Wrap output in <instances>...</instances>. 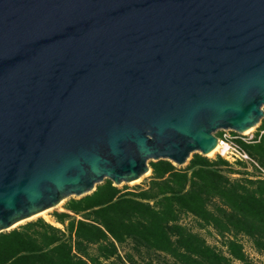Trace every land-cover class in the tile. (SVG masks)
<instances>
[{"label":"water","instance_id":"obj_1","mask_svg":"<svg viewBox=\"0 0 264 264\" xmlns=\"http://www.w3.org/2000/svg\"><path fill=\"white\" fill-rule=\"evenodd\" d=\"M264 120V0H0V235Z\"/></svg>","mask_w":264,"mask_h":264},{"label":"trees","instance_id":"obj_2","mask_svg":"<svg viewBox=\"0 0 264 264\" xmlns=\"http://www.w3.org/2000/svg\"><path fill=\"white\" fill-rule=\"evenodd\" d=\"M241 145L264 166V133ZM150 169L137 191L106 181L66 202L64 212L52 215L62 228L40 218L1 234L0 264H257L242 239L264 258V181L199 154L185 168L159 161Z\"/></svg>","mask_w":264,"mask_h":264},{"label":"built area","instance_id":"obj_3","mask_svg":"<svg viewBox=\"0 0 264 264\" xmlns=\"http://www.w3.org/2000/svg\"><path fill=\"white\" fill-rule=\"evenodd\" d=\"M258 133L259 131L253 130L248 134H234L229 131L218 134V147L214 158L225 160L231 168L244 172L251 180L264 181V166L251 157L241 145L255 143L264 132L259 136ZM254 255L258 257L255 252Z\"/></svg>","mask_w":264,"mask_h":264},{"label":"rangeland","instance_id":"obj_4","mask_svg":"<svg viewBox=\"0 0 264 264\" xmlns=\"http://www.w3.org/2000/svg\"><path fill=\"white\" fill-rule=\"evenodd\" d=\"M255 130L259 131V128L255 129ZM234 134H236V133H234ZM208 158L209 159H215L214 156H209ZM150 176L151 175L141 179L140 182H138L136 184L135 183H133V184H123V185L120 186V188L121 189H127L129 191H137L138 189L143 188V187L146 186V184L148 182L147 180H148V178ZM65 203L60 205L58 208H56V209H54V210H52L50 212H47L46 215L36 218L35 220L42 218V219L46 220L47 222H50L53 225L57 226L58 228H62V226H58V224H56V222L54 221L52 215H53L54 212H64V204ZM184 223L194 227L195 230L198 231V228L195 226V224H194L192 219H190V218L184 219ZM200 232L207 239L209 244H211L212 246L221 247L220 240L217 239V237H215L211 232H209V231H200ZM241 241H242V244L244 245V249H245V252L247 253V255L251 259H253L257 264H264V258L263 257H261V256L257 257V256L254 255V249L252 247V244L247 239H242ZM236 264H238V263H236Z\"/></svg>","mask_w":264,"mask_h":264},{"label":"bare ground","instance_id":"obj_5","mask_svg":"<svg viewBox=\"0 0 264 264\" xmlns=\"http://www.w3.org/2000/svg\"><path fill=\"white\" fill-rule=\"evenodd\" d=\"M254 129H252V130H250V131H248V132H246V134H248V133H250V132H252ZM217 149V148H216ZM215 152H217L216 150L213 152V153H211L209 156H213L214 154H215ZM138 182H140V180L139 181H137V182H134L135 184L136 183H138ZM133 184V183H132ZM47 214V212H45V213H43V214H41V215H39V217L40 216H44V215H46Z\"/></svg>","mask_w":264,"mask_h":264},{"label":"crops","instance_id":"obj_6","mask_svg":"<svg viewBox=\"0 0 264 264\" xmlns=\"http://www.w3.org/2000/svg\"><path fill=\"white\" fill-rule=\"evenodd\" d=\"M64 205H65V204H64ZM64 211H65V210H64ZM49 223H50V222H49ZM51 224H52V223H51ZM56 224H57V223H56ZM52 225H53V224H52ZM54 226H55V225H54ZM58 226H61V225L58 224ZM56 227H57V226H56Z\"/></svg>","mask_w":264,"mask_h":264}]
</instances>
